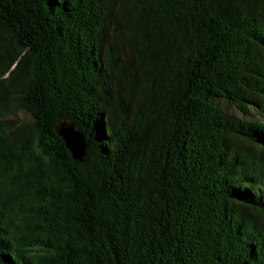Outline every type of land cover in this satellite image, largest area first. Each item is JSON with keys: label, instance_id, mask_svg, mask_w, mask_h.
<instances>
[{"label": "trees", "instance_id": "1", "mask_svg": "<svg viewBox=\"0 0 264 264\" xmlns=\"http://www.w3.org/2000/svg\"><path fill=\"white\" fill-rule=\"evenodd\" d=\"M0 264H264V0H0Z\"/></svg>", "mask_w": 264, "mask_h": 264}, {"label": "water", "instance_id": "2", "mask_svg": "<svg viewBox=\"0 0 264 264\" xmlns=\"http://www.w3.org/2000/svg\"><path fill=\"white\" fill-rule=\"evenodd\" d=\"M70 126L72 130L63 132L61 136L66 143V147L72 152L74 159L83 162L87 150V142L81 132L73 131L74 125Z\"/></svg>", "mask_w": 264, "mask_h": 264}, {"label": "rangeland", "instance_id": "3", "mask_svg": "<svg viewBox=\"0 0 264 264\" xmlns=\"http://www.w3.org/2000/svg\"><path fill=\"white\" fill-rule=\"evenodd\" d=\"M6 77H8V75H6ZM4 120L5 121H8V120L14 121L12 124H10V123L6 124V127H8V128H10L11 126H15V125L17 126L18 124H25V125H30V126L34 125V119H33L32 115L25 110H19V111L17 110L15 113H13L9 116H6L4 118ZM70 125H72V124H70L67 121L63 122L60 125V128H59L60 132L59 133L62 134L65 131L69 132V130H72ZM73 129H74L73 131H75V132L78 131L76 129V127ZM78 132H80V131H78Z\"/></svg>", "mask_w": 264, "mask_h": 264}, {"label": "bare ground", "instance_id": "4", "mask_svg": "<svg viewBox=\"0 0 264 264\" xmlns=\"http://www.w3.org/2000/svg\"><path fill=\"white\" fill-rule=\"evenodd\" d=\"M106 16V15H105Z\"/></svg>", "mask_w": 264, "mask_h": 264}]
</instances>
